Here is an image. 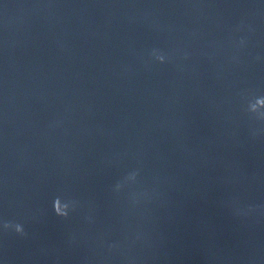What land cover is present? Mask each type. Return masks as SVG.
Masks as SVG:
<instances>
[{
    "label": "water",
    "instance_id": "95a60500",
    "mask_svg": "<svg viewBox=\"0 0 264 264\" xmlns=\"http://www.w3.org/2000/svg\"><path fill=\"white\" fill-rule=\"evenodd\" d=\"M262 97L264 0H0V264H264Z\"/></svg>",
    "mask_w": 264,
    "mask_h": 264
},
{
    "label": "clouds",
    "instance_id": "9594fccd",
    "mask_svg": "<svg viewBox=\"0 0 264 264\" xmlns=\"http://www.w3.org/2000/svg\"><path fill=\"white\" fill-rule=\"evenodd\" d=\"M243 43V41H241ZM153 55L155 56L156 60H158L160 63H164L166 60L165 55L160 54L158 52H153ZM260 106V107H258ZM260 108H264V97L257 98L254 103L249 104V111L252 113H257L259 118L264 119V111H261ZM131 179H135V176L133 175L130 177ZM119 187V185H118ZM71 202H62L60 197H56L53 201V210L57 216L60 217H67L69 214V210L71 208ZM5 229H14L15 232L23 234L24 229L21 224L18 223H11V222H5L4 224ZM109 247H114V245H109Z\"/></svg>",
    "mask_w": 264,
    "mask_h": 264
}]
</instances>
